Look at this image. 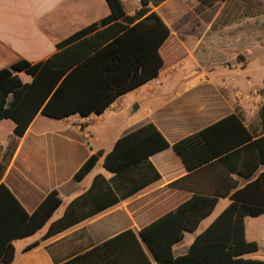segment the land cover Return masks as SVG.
Masks as SVG:
<instances>
[{
	"label": "crops",
	"instance_id": "0c3cea01",
	"mask_svg": "<svg viewBox=\"0 0 264 264\" xmlns=\"http://www.w3.org/2000/svg\"><path fill=\"white\" fill-rule=\"evenodd\" d=\"M121 2L125 13L133 15L124 0ZM164 2L148 7L156 12ZM137 3L140 5L139 0ZM108 14L105 0H0V69L21 60L31 65L45 61L55 53L57 43ZM164 67L155 79L120 96L101 115L57 120L39 113L19 138L13 135L11 120H0V162L10 141L16 143L0 183L28 214L53 190L61 199L38 231L13 240L15 259L11 264H61L125 231L136 235L150 264H158L141 240L140 231L193 195L218 197L197 228L184 232L173 245L174 257L185 256L194 240L230 205V196L264 172V164L250 178L229 170L238 169L243 157L229 159L225 166L213 160L188 171L171 147L120 173L105 170L104 156L115 142L149 123L170 145L232 114L247 129L258 126L259 107H245L242 97L236 95L213 97L200 79L186 82L188 74ZM14 75L22 83L29 82L23 72ZM193 86H200V90L190 106L184 93ZM125 97L133 101L131 107H124ZM222 132L225 144L231 143L230 125ZM219 136L210 137L214 148L221 143ZM92 155L98 157L93 168L80 181H74V174ZM174 182L178 185L171 187ZM243 223L246 242L257 245L256 252L243 258L264 261V214L247 216ZM34 243L37 246L23 252Z\"/></svg>",
	"mask_w": 264,
	"mask_h": 264
},
{
	"label": "trees",
	"instance_id": "16d2710c",
	"mask_svg": "<svg viewBox=\"0 0 264 264\" xmlns=\"http://www.w3.org/2000/svg\"><path fill=\"white\" fill-rule=\"evenodd\" d=\"M141 7L131 16L121 0H105L109 14L56 44V51L45 61L31 65L18 61L0 69V120L14 123L13 135L22 137L37 114L52 119L72 115H101L117 98L155 79L164 67L161 49L171 31L152 11L165 0H139ZM205 7L226 0H196ZM23 72L31 80L22 83L14 75ZM230 125L233 140L225 144L223 129ZM218 133L221 143L212 146L210 137ZM10 141L0 162V178L15 149ZM171 147L188 171L218 160L240 161L229 169L250 178L264 164V104L258 110V126L247 129L232 114L204 130L169 144L152 123L120 137L104 156L103 167L120 173L146 161L149 156ZM92 155L74 174L80 181L95 165ZM178 182L171 184L176 187ZM230 205L200 234L187 255L174 257L173 245L184 232H193L213 210L218 197L193 195L179 206L140 231V237L158 264H264L244 259L257 251L255 243L245 240L243 219L264 214V172L244 188L234 192ZM56 190L28 214L5 185L0 183V264L14 259L13 240L38 231L60 206ZM37 243L27 246V252ZM131 247H135L132 251ZM61 264H150L132 231L121 234Z\"/></svg>",
	"mask_w": 264,
	"mask_h": 264
},
{
	"label": "rangeland",
	"instance_id": "374dc122",
	"mask_svg": "<svg viewBox=\"0 0 264 264\" xmlns=\"http://www.w3.org/2000/svg\"><path fill=\"white\" fill-rule=\"evenodd\" d=\"M124 3L130 13L140 8L137 0ZM155 11L171 31L161 50L164 69L188 74L186 82L200 79L213 97L236 95L245 107L264 104V0H226L210 7L167 0ZM199 90H186L187 105L197 101ZM122 101L124 107L133 105L128 97Z\"/></svg>",
	"mask_w": 264,
	"mask_h": 264
}]
</instances>
